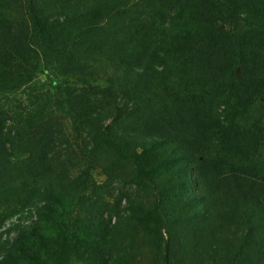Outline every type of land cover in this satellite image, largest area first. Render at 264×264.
I'll return each instance as SVG.
<instances>
[{
    "label": "trees",
    "instance_id": "16d2710c",
    "mask_svg": "<svg viewBox=\"0 0 264 264\" xmlns=\"http://www.w3.org/2000/svg\"><path fill=\"white\" fill-rule=\"evenodd\" d=\"M2 228L0 264H264V0H0Z\"/></svg>",
    "mask_w": 264,
    "mask_h": 264
},
{
    "label": "rangeland",
    "instance_id": "374dc122",
    "mask_svg": "<svg viewBox=\"0 0 264 264\" xmlns=\"http://www.w3.org/2000/svg\"><path fill=\"white\" fill-rule=\"evenodd\" d=\"M47 78L44 75H40L37 81L34 82V87L32 89L26 88L24 91L20 92L17 95H13L5 98V101L9 105L17 106L19 103H23L25 108H33L36 104H41L43 102L49 103L50 101L54 102L57 100L56 94L54 91H51L50 88L46 87ZM11 126V125H10ZM63 133L69 138L72 136V143L75 144V138L78 136L75 132L74 127H72L71 120L65 121L63 124ZM57 135H55V138ZM81 141V140H79ZM65 148V146H64ZM77 148V146H76ZM74 148V149H76ZM71 152L70 149H68ZM88 158V157H87ZM99 162H96L97 166H100V178L99 185H101L102 190L108 192V195L113 196L110 198V202L113 204L116 199L125 198L129 196H134L141 200L148 206H152L156 201V194L152 189H145L142 187H138L135 185L136 178L133 173L132 166L128 163H124L117 158L111 156V154L99 151ZM73 161L77 163V159L75 156L73 157ZM104 165H103V164ZM120 163V164H119ZM93 164V161L89 162V166ZM108 168V169H103ZM125 205V201L123 202ZM0 236H2V240L0 243L4 244L5 241L10 244L14 241L15 234H8L6 229L2 228L0 232ZM81 248H78V254L83 256L85 259H88L93 253L92 247H88L86 245H80ZM70 264H92L87 260L79 261V259L72 258Z\"/></svg>",
    "mask_w": 264,
    "mask_h": 264
}]
</instances>
